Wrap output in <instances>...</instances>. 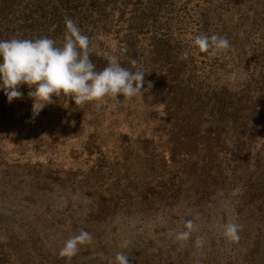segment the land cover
<instances>
[{"label": "rangeland", "instance_id": "obj_1", "mask_svg": "<svg viewBox=\"0 0 264 264\" xmlns=\"http://www.w3.org/2000/svg\"><path fill=\"white\" fill-rule=\"evenodd\" d=\"M158 17L145 38L229 40L196 57L204 89L229 96V116L179 131L144 85L97 123L56 109L0 125V264H113L118 252L130 264H264V0H175ZM211 124L225 126L216 151ZM188 221L189 239L177 240ZM228 223L239 241L225 238ZM82 230L92 241L61 255Z\"/></svg>", "mask_w": 264, "mask_h": 264}, {"label": "trees", "instance_id": "obj_2", "mask_svg": "<svg viewBox=\"0 0 264 264\" xmlns=\"http://www.w3.org/2000/svg\"><path fill=\"white\" fill-rule=\"evenodd\" d=\"M174 1L0 0V40L48 37L55 40L57 46H61L65 35V19L70 18L81 33L89 37L90 59L97 71L103 70L113 56L118 57L121 65L130 71L142 69L149 92V105L152 101L163 105L164 113L172 116L173 121L178 120L173 127L177 126L179 131L194 129L199 133L201 117L210 115L213 118L216 115L219 119L227 118L231 101L227 94L218 89L213 91L206 86L204 89L200 78H204L207 63L205 66H197L196 62H204L198 61L196 57L204 58L206 52L199 50L196 54L192 51L195 39L183 43L181 38L157 33L155 30L146 38L143 36L144 28L154 27L157 20H160L158 14L162 6ZM132 61H136V64L133 65ZM34 88L21 85L22 97L11 102L0 91L1 126L28 125L32 111L37 112L42 104L48 103L32 96ZM122 96H105L99 101L76 105L71 98L61 94L54 96L53 102L47 104L42 113H52L57 109L64 114L89 117L93 123H97L98 119H104L114 111H122ZM192 112L193 115L190 114ZM231 112L232 115L236 114L234 110ZM193 116L198 120L191 119ZM251 117L248 116V123ZM38 118L39 115L35 121ZM224 129L225 126L218 124L206 128L207 148L211 151L221 149L218 134L224 132ZM185 139L181 135L177 142ZM194 141L197 142V139L194 138ZM256 209V212H261L259 207Z\"/></svg>", "mask_w": 264, "mask_h": 264}, {"label": "clouds", "instance_id": "obj_3", "mask_svg": "<svg viewBox=\"0 0 264 264\" xmlns=\"http://www.w3.org/2000/svg\"><path fill=\"white\" fill-rule=\"evenodd\" d=\"M194 45L203 52L213 46L222 51L231 47L227 38L216 35H199ZM90 51L89 37L83 35L70 18L65 19L61 46L48 37L0 40V91L11 102L22 97L21 85L29 88L35 86L32 96L48 103L42 104L34 115L52 103L54 96L61 94L71 98L76 105L99 101L105 96L131 98L143 94L145 73L142 69L130 71L121 65L118 57L113 56L103 70L97 71L90 59ZM132 64L135 65L136 61H132ZM185 228V231L177 234V240L189 239L194 228L192 221H188ZM239 231L238 224L228 223L224 226L223 234L229 242H236L240 239ZM91 241L92 236L82 230L65 241L60 254L75 255L80 245ZM201 242L197 240V244ZM122 247H127V242ZM113 264H130V257L118 252Z\"/></svg>", "mask_w": 264, "mask_h": 264}]
</instances>
